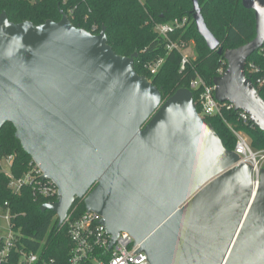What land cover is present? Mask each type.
<instances>
[{"label": "water", "instance_id": "1", "mask_svg": "<svg viewBox=\"0 0 264 264\" xmlns=\"http://www.w3.org/2000/svg\"><path fill=\"white\" fill-rule=\"evenodd\" d=\"M194 2L198 33L227 62L215 97L247 111L264 131V98L245 67L264 45V0H242L256 35L223 48ZM61 19L15 23L0 14V129L59 188L51 210L62 226L76 198L117 237L128 231L150 264H264V168L256 186L193 91L163 101L160 89L98 34Z\"/></svg>", "mask_w": 264, "mask_h": 264}, {"label": "trees", "instance_id": "2", "mask_svg": "<svg viewBox=\"0 0 264 264\" xmlns=\"http://www.w3.org/2000/svg\"><path fill=\"white\" fill-rule=\"evenodd\" d=\"M199 5L205 23L223 48L239 47L255 37V13L246 9L242 0H199ZM60 8L76 27L98 34L106 26L108 43L116 53L132 56L136 52L135 70L147 76L160 89L163 101L179 88L189 87L197 74L212 84L218 69L227 68L223 56L217 50H211L198 33L193 16V0H0V14L6 11L9 20L15 23L26 20L36 24L49 19L59 21L62 17ZM185 15L191 18V24L171 36L189 42L194 40L195 56L181 71L180 52L168 50L167 40L156 32L155 24ZM160 58H164V62L158 72L152 74L148 66ZM251 64L261 70L254 75L264 74V45L246 62V74L264 98V86H259L255 76H251ZM193 95L194 101L198 102L199 90L193 89ZM197 108L201 111L198 103ZM224 117L247 135L254 149H264V131L252 122L239 119L235 110L226 111ZM206 120L213 125L224 145L233 150L236 138L225 120L220 116H207ZM15 132L10 122L1 127L0 157L15 154L12 172L18 176L29 168L33 159L26 153ZM6 201L10 203L15 226L24 234L28 248L35 251L41 248L43 256L54 258L57 262L64 261L71 247L67 224L59 226L55 212L41 210L48 199L34 196L30 187L24 188L20 194H14L8 188L7 175L0 170V203ZM85 211L84 199L76 198L69 213L79 215Z\"/></svg>", "mask_w": 264, "mask_h": 264}, {"label": "built area", "instance_id": "3", "mask_svg": "<svg viewBox=\"0 0 264 264\" xmlns=\"http://www.w3.org/2000/svg\"><path fill=\"white\" fill-rule=\"evenodd\" d=\"M191 22V18L185 15L169 22L155 24L156 32L167 40L168 50L180 52L181 71H184L191 63L192 56L187 53L190 42L182 38L174 39L171 35L178 30H185ZM163 62L164 58H160L151 63L148 66L150 72L156 74ZM225 71L224 67H220L217 75H222ZM260 71L259 67L250 65L251 76H255L259 86H264V74L254 75ZM188 88L192 91L199 90L198 102H194L201 108L199 111L201 117L206 119L207 116H220L225 120L236 138L233 151L238 157V163L249 165L253 184L255 186L259 184L264 168V149H254L247 135L228 122L224 113L235 110L238 112L239 119L254 124L252 116L245 110L236 109V105L232 102L219 101L215 97L214 83H207L199 74L190 81ZM14 159L15 154L0 157V170L7 175L8 188L14 194H20L24 188L30 187L34 196L38 198H46L47 202L57 200L59 196L57 184L45 174L38 163L32 160L29 168L17 176L12 172ZM14 217L10 203L8 201L0 203V222L7 224L4 237L0 238V264H150L147 253L141 244L135 241L131 233L121 231L114 238L102 224L103 217L95 211L86 209L79 215H74L73 212L68 214L63 225L67 224L71 247L62 262L43 256L41 248L36 251L29 249L24 234L15 226Z\"/></svg>", "mask_w": 264, "mask_h": 264}, {"label": "rangeland", "instance_id": "4", "mask_svg": "<svg viewBox=\"0 0 264 264\" xmlns=\"http://www.w3.org/2000/svg\"><path fill=\"white\" fill-rule=\"evenodd\" d=\"M141 1H144V0H141ZM194 46H195V41L192 40L190 42V47L189 49L187 50V53H189L192 57L195 56V52H194ZM7 169V168H5ZM6 229H7V224L6 222H0V238L1 237H4L5 233H6Z\"/></svg>", "mask_w": 264, "mask_h": 264}]
</instances>
